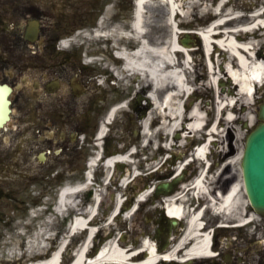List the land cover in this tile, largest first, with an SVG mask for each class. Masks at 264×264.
<instances>
[{
  "label": "flooded vegetation",
  "instance_id": "obj_1",
  "mask_svg": "<svg viewBox=\"0 0 264 264\" xmlns=\"http://www.w3.org/2000/svg\"><path fill=\"white\" fill-rule=\"evenodd\" d=\"M107 1L0 0V16L5 19L0 25V122L4 85L10 87L11 108L8 121L0 125V171L10 169L11 155H17L36 176L50 178L56 171L84 170L96 144L107 157L138 142L139 135L129 131L130 126L140 128L149 82L115 89L112 70L122 64L115 59V43L75 37L87 26L115 28V4L105 7ZM57 5L62 7L60 14L54 12ZM20 17L27 20L23 29ZM30 19L38 21L32 40L25 37ZM9 24L13 30H7ZM123 98L129 109L109 121L115 103ZM239 260L238 254L223 250L192 264Z\"/></svg>",
  "mask_w": 264,
  "mask_h": 264
},
{
  "label": "bare ground",
  "instance_id": "obj_2",
  "mask_svg": "<svg viewBox=\"0 0 264 264\" xmlns=\"http://www.w3.org/2000/svg\"><path fill=\"white\" fill-rule=\"evenodd\" d=\"M160 4H167V18L166 24L169 26L168 36L163 39H159L155 42L151 41L146 33V5L154 2V0H137L136 11L134 20L131 24V30L123 33V35L132 38L135 45L133 50L128 49L126 45L119 46L118 54L122 56L124 60V68L126 73H138L144 78H149L153 89L151 91L152 109L149 113L148 119L143 122V133L145 139L152 138V133L149 130L150 118L153 116V111L157 113V119L159 121V128L162 132L168 134H173L175 132H180L181 140L185 138L191 139L192 135H196L198 128L202 126L205 121L206 105L202 102H191L187 104L185 97L186 94L190 91V87H194L197 90L206 89L210 91V87L207 82H193V80H188L186 77L187 69L185 63L181 60H176V48H182L186 52L192 50L191 41L188 44H183L180 41L179 30L175 28L177 25V19H174V14L177 16L179 13L181 15L189 16L187 7H193L194 4L191 1L187 0H156ZM236 0H218L213 2L212 5L208 4V0H202V8L200 12V20L207 21L209 18L213 19L214 17H219L231 15L232 13H237L234 11V2ZM199 3V2H198ZM261 12H256L253 16H249L252 22L255 24L251 27L246 28H230L232 26L243 25L241 16L237 14L235 17H230L228 21L223 22L212 20V22L207 25L210 26V31L212 33L204 34L208 45L213 46L214 50L210 54V59L208 60V69L214 73L217 72V67L222 69L223 75L220 73V79L226 78L228 88L230 90L236 89V93L232 96H227L225 88L222 91H219L214 98V119L216 118L219 123H229L237 120V116L228 118L226 113L237 111L238 104L246 106L251 109L252 102L249 99H254L258 91V85L255 81L257 78L259 81L264 80V45L260 46L264 38V27L263 19ZM234 22V23H233ZM228 25L226 28H221V24ZM233 23V24H231ZM119 35L115 32V36ZM171 35L173 37H171ZM192 35H189V39L192 38ZM214 40L218 43H215ZM118 43V42H117ZM216 52H218L217 57H215ZM182 53V52H180ZM196 53L195 50L191 51V54ZM191 66V64H190ZM220 72V71H219ZM186 74V75H185ZM220 89V86L218 87ZM159 89L163 91V96H158L156 91ZM255 89V91H254ZM234 101V103H233ZM232 102V103H231ZM183 103H185V109L183 108ZM118 106L115 110H118ZM247 110L243 115H240V118H245L246 122L249 125H252L254 122V115L252 110ZM217 115V116H216ZM214 121V120H213ZM209 124V123H207ZM182 132V133H181ZM231 133V131H229ZM209 138L215 140L216 138H222L224 133L222 130L218 129V126H214L213 130L208 133ZM215 137V138H214ZM169 143H167V146ZM206 150V145L200 149L197 153V160L200 162L203 161L205 164L209 162L208 154L207 156L204 153ZM134 164L133 159L129 154L123 156H117L115 158H109L105 161V164L108 166L107 174H109L111 167L116 164V162L123 161ZM182 165L177 167V170L181 168ZM134 176H137L139 172L135 169H132ZM128 182V178L122 179V185ZM91 183V181H90ZM193 185L191 188L197 189V193L200 194L204 191H209L208 184L206 179L202 176H199L196 180L192 181ZM185 186V185H184ZM82 186L80 184L76 186H67L61 195L62 203H70L74 207L78 208L75 202L76 197L79 195L76 189H80ZM243 188L242 178L238 179L231 183L227 191L218 190L216 195H220L221 206L217 210L221 213H228L229 215H237L241 222L248 221L252 216L244 217L245 214L243 209L238 210L239 207V194ZM150 189V187L148 188ZM149 190H145L139 200L147 197ZM97 198L99 199L101 195L99 192L96 193ZM176 195L167 197L166 207L170 215L177 218H186L187 217V226L182 231L178 243L174 248L164 254H160L157 250L155 241L150 238H146L140 244V249L142 251L138 254L142 264H157L162 258L171 259L176 258V253L179 251H184V256H193L199 252L208 253L210 251V233L204 232L203 222L201 216L203 211L196 208L188 212L185 208V205L181 203H174V198ZM138 200V201H139ZM122 201L121 197L116 198L115 205ZM214 201L217 203V197L214 198ZM220 202V203H221ZM248 202V200H247ZM237 206V207H236ZM93 208L86 210L87 217L89 219L93 215ZM257 217V215H256ZM77 224L70 229V236L81 233L82 228L86 227V220L83 217L78 218ZM85 230V229H84ZM93 231V229H92ZM51 237V236H49ZM66 241V240H65ZM64 242L59 245V248L53 252V254L44 262H37V264H60L59 256L61 253L62 246ZM92 243V240L91 242ZM87 240L83 243V249L87 246ZM88 245V244H87ZM133 247H124L120 241L116 238L114 242L104 241L101 246L100 252L96 255H91L94 257L96 264H133L132 260L134 259ZM91 249L84 255V250L80 254V261H76L72 264H91L87 261L90 257ZM98 255V256H97ZM29 259L40 258L39 253H30L28 254ZM85 258V260H84Z\"/></svg>",
  "mask_w": 264,
  "mask_h": 264
},
{
  "label": "rangeland",
  "instance_id": "obj_3",
  "mask_svg": "<svg viewBox=\"0 0 264 264\" xmlns=\"http://www.w3.org/2000/svg\"><path fill=\"white\" fill-rule=\"evenodd\" d=\"M191 1V3L194 4L193 7H187L189 16H179L178 20H180V25L183 28H189L194 25H197L199 22H203L204 20H200V12L202 6V0H187ZM218 0H208V4H211L213 2H217ZM199 2V3H198ZM263 2V0H236L234 2V7H242L247 9L249 11H254V9L258 8V4ZM120 9L122 10H130L131 8V2H128L126 0H123L120 2ZM160 12H162V16L160 15ZM0 13H2L0 11ZM167 4L164 2L160 4L159 1L147 4L146 5V27H147V37L150 38L152 41H157L158 38L162 37L165 38L168 36V29L169 26L166 24V18H167ZM199 14V16H198ZM212 19L209 20V22ZM242 22H247L246 18L243 20H240ZM204 25V24H203ZM130 27V26H129ZM121 29H126L127 27L123 24L120 26ZM118 32V31H117ZM184 36V33L181 34V37ZM193 45H200V52L196 54L198 59V65L195 66V69H197V72L193 74L194 80L196 82H207L210 91H207L206 89L197 90L195 95L190 94L188 96V104L191 103L193 99L197 100L198 102H203L206 105V111L205 114L207 115L206 120H208V128L216 127L218 126V129L222 130L224 133V136L222 138H216L217 140L212 144V151L213 153L210 154L209 159L210 161H213V167L211 168L212 172L209 174L210 178V184L211 187L214 189H225V186L227 184V181L229 178L235 179L237 181L242 177V171H241V157H242V151L244 146V140L245 136L248 132L246 128L243 127L242 123L239 122V120H236L235 122H232L231 124H219L217 125V119H214V98L215 95H217V89L218 85H220V73L223 75L222 69L217 67L216 73L209 72L208 69L205 68V59L204 54L202 50V43L200 38L193 36ZM264 41V38L262 40V43ZM124 43L122 45H125L126 43L124 40L119 41V43ZM128 43L132 45L133 41L130 40ZM261 43V45H262ZM220 71V72H219ZM223 81H227L226 79H223ZM225 86H227V82L225 83ZM236 89H233L232 91L226 90L225 94L227 96H232L236 92ZM264 92V86L259 88V92L257 93V96L262 94ZM232 103V102H231ZM237 111L234 112H228L226 115L228 117L236 116L240 117V115L243 117L245 112L248 110V107L242 106L241 104H238ZM252 114L255 118H257V109L259 106L256 104V100H254L252 105ZM250 110V109H249ZM156 112L153 113V120L156 118ZM217 116V115H216ZM254 118V120H255ZM214 120V122H213ZM213 122V123H212ZM213 124V125H212ZM158 127L152 126L151 131L153 132V138L152 143L149 145L151 147V152L148 155V158L150 161L146 163V167H140L141 170L145 171L148 170L147 173L149 174L150 170L153 172L156 167H159L163 164L165 158L168 154H162L160 149L159 151L155 150V145L159 143V139L161 138V131L158 130ZM231 131V133H229ZM177 134V132L175 133ZM144 135V134H143ZM171 138V136H169ZM196 139V138H195ZM165 142L168 141V137L164 136ZM196 142V140L192 139L191 141V151H189L187 154H184L182 158L178 159L177 162L174 163V168L177 167L178 164H181L185 161L187 157L192 155L193 153V145ZM169 156V155H168ZM148 159V160H149ZM137 160V159H136ZM136 164L138 165V162L136 161ZM202 164V163H201ZM159 170V169H158ZM31 174V173H30ZM5 177V186L4 189L8 190V196L4 197V200L0 199V209L3 207L2 201L5 202L6 206L3 208V212L6 214L5 219H0V264H34L36 260H30L28 254L30 253H39L43 258L48 257L52 250L55 248L56 244H58L61 240L65 239L68 226L66 225V221H62L57 214L51 213L49 214V217L51 221H47L44 217L46 214H40V211H37L35 209V206L37 203L32 204H26V203H20L17 199V192L18 188L25 182V180H21L18 170H14L11 172H4L0 174L1 179ZM83 178V173L79 172H70V173H64L63 177L57 178L56 185L54 187V190L50 192L49 195V206L53 202V197L56 196V191L58 189V185L63 182L65 183H75L78 182ZM3 180V179H2ZM145 181L143 178H137V183L142 184V182ZM191 182V181H190ZM188 183V182H186ZM1 185V184H0ZM62 185V184H61ZM190 186V184H186ZM3 186V184H2ZM32 186V185H31ZM34 190L37 189V186L34 184L32 186ZM186 187L183 188V191ZM215 191V190H214ZM213 191V192H214ZM38 193V196L40 195L39 191H35ZM239 207L238 209H247L249 206V203H247V195L244 192V189L242 188L239 194ZM11 196V197H10ZM82 197V195L80 196ZM193 200V199H192ZM222 203H220L221 206ZM111 205L109 202V199H107V202H104L103 205L100 207L99 214L97 216V222L101 226V233L104 240H109V242H114L116 237H121L123 232L128 230L130 232V240L128 242L132 243L134 246L140 245L141 240L147 237L146 233L153 228V223L147 219V217L151 213H145L147 208L144 209L145 206H143L133 217H118L116 219H113L109 222L107 216L109 215L108 207ZM19 206H27L28 210H24V207ZM186 209L189 210V204H186ZM38 214L39 217L34 218L31 217L29 214V210H31ZM52 209V208H51ZM2 210V209H1ZM128 210V209H127ZM30 215V216H29ZM228 219H237L236 216H227ZM211 219V217L208 219ZM260 217L257 218V222L262 221ZM262 226V225H260ZM51 236V238H46L48 235ZM86 232H83L81 234L72 236V240L70 241L71 245L75 243L78 246L80 241L82 242L84 239V234ZM264 234L263 230L260 229V227L256 226V224H250L249 226L235 231L231 232L229 234V238L232 242L237 241L238 247L241 249L245 248V254L249 257V260L251 262H254V264L259 261L258 264H260V252H258L257 247L261 249V238ZM53 235L55 239H53ZM146 235V236H144ZM144 236V237H143ZM143 237V238H142ZM127 238V237H126ZM128 239V238H127ZM136 240V245L133 242V240ZM263 240V239H262ZM96 243V242H95ZM260 244V245H259ZM123 245H126L123 243ZM74 247V248H75ZM137 247V246H136ZM73 248V249H74ZM67 252V253H66ZM67 254L66 258H64V262H68L72 258V251H66ZM64 253V254H65ZM41 257V258H42Z\"/></svg>",
  "mask_w": 264,
  "mask_h": 264
},
{
  "label": "water",
  "instance_id": "obj_4",
  "mask_svg": "<svg viewBox=\"0 0 264 264\" xmlns=\"http://www.w3.org/2000/svg\"><path fill=\"white\" fill-rule=\"evenodd\" d=\"M259 118L261 121L247 136L242 167L252 204L264 213V104L261 106ZM170 185L162 184L159 189L167 191Z\"/></svg>",
  "mask_w": 264,
  "mask_h": 264
},
{
  "label": "snow or ice",
  "instance_id": "obj_5",
  "mask_svg": "<svg viewBox=\"0 0 264 264\" xmlns=\"http://www.w3.org/2000/svg\"><path fill=\"white\" fill-rule=\"evenodd\" d=\"M52 87H57V84L53 83V84H52Z\"/></svg>",
  "mask_w": 264,
  "mask_h": 264
}]
</instances>
